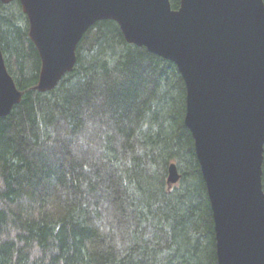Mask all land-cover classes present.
Returning a JSON list of instances; mask_svg holds the SVG:
<instances>
[{
    "label": "trees",
    "instance_id": "trees-1",
    "mask_svg": "<svg viewBox=\"0 0 264 264\" xmlns=\"http://www.w3.org/2000/svg\"><path fill=\"white\" fill-rule=\"evenodd\" d=\"M29 30L20 1L0 0V47L23 93L0 116V264H218L177 64L102 19L78 43L73 70L40 91L42 59ZM90 130L102 168L59 153L67 146L56 134ZM104 199L111 231L96 223Z\"/></svg>",
    "mask_w": 264,
    "mask_h": 264
},
{
    "label": "water",
    "instance_id": "water-1",
    "mask_svg": "<svg viewBox=\"0 0 264 264\" xmlns=\"http://www.w3.org/2000/svg\"><path fill=\"white\" fill-rule=\"evenodd\" d=\"M8 3L13 0H1ZM42 67L40 91L73 70L97 21L174 61L186 84L185 124L213 210L218 264H264V0H19ZM0 47V116L22 99ZM180 174L169 167L168 181Z\"/></svg>",
    "mask_w": 264,
    "mask_h": 264
},
{
    "label": "rangeland",
    "instance_id": "rangeland-1",
    "mask_svg": "<svg viewBox=\"0 0 264 264\" xmlns=\"http://www.w3.org/2000/svg\"><path fill=\"white\" fill-rule=\"evenodd\" d=\"M91 130L89 132L86 133H81L80 135H75V134H71V135H67L65 136V134L62 136L57 135V143L64 145L65 147L67 146V152L60 148V156L62 157H67V155L69 157H80V159H82L84 161V164H94L97 165L99 167L102 168L101 162L99 161L101 158V148L98 147V145H96L94 143V141L96 140L97 137H95V135L93 133H90ZM56 142V141H55ZM67 144V145H66ZM61 146V145H59ZM105 201H103L102 203H100L101 207H98L99 210V215H101L99 217V215H97V224L99 223L100 227L103 229H108V230H114V227L112 228V226L115 224L112 220V217L109 215V213L106 211V209H108L107 205L109 202L108 200L104 199ZM105 205V206H104ZM106 211L104 212L103 211ZM119 240V234L117 233L116 236ZM118 240H116V242L120 243Z\"/></svg>",
    "mask_w": 264,
    "mask_h": 264
},
{
    "label": "bare ground",
    "instance_id": "bare-ground-1",
    "mask_svg": "<svg viewBox=\"0 0 264 264\" xmlns=\"http://www.w3.org/2000/svg\"><path fill=\"white\" fill-rule=\"evenodd\" d=\"M130 186V185H129Z\"/></svg>",
    "mask_w": 264,
    "mask_h": 264
}]
</instances>
